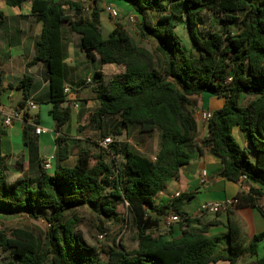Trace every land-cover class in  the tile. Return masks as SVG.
<instances>
[{
  "label": "trees",
  "instance_id": "trees-1",
  "mask_svg": "<svg viewBox=\"0 0 264 264\" xmlns=\"http://www.w3.org/2000/svg\"><path fill=\"white\" fill-rule=\"evenodd\" d=\"M3 1L8 7L28 3L31 14L41 22L36 53L29 64L45 65L47 103L55 133L72 114L63 92V31L68 30L78 39V49L87 59L121 69L110 75L94 73L88 85L98 107L90 113L88 125L100 129L103 118L117 117L110 138L127 135L133 126L141 133L156 131L158 148L148 157L111 138L110 153L101 148L97 155L79 150L74 164L66 166L64 161L71 153L56 134L54 171L40 167L35 178L13 181L5 177V157L0 151V214L22 212L50 225L44 244L27 229H0V264H236L244 253L256 257L264 230L244 246L240 224L230 216L232 211L227 212L226 233L207 236L208 226L216 223L201 227L198 218L188 217L182 208L191 199L189 194L159 207L154 200L179 177L193 151L202 154L208 149L222 165L220 177L237 183L245 176L246 182L258 186L245 184L249 192L235 195L237 208L251 206L264 216L257 204L264 196V0H122L138 16V34L154 41L161 70L153 53L138 44L122 22H115L107 38L102 37L103 9L96 0H89L88 13H83V4L74 0ZM174 2L182 5V21L193 53L185 50L176 34L182 21L172 10ZM204 13L215 15L218 30L204 31ZM2 19L0 12V24ZM31 84L28 76L18 84L23 94L15 110L22 111L24 120L30 118L25 110ZM203 95L221 99L222 107L210 111V118L204 122L207 135L195 142L193 111ZM234 128L246 134L247 146L237 143ZM28 129L25 127V135ZM2 134L0 125V138ZM119 156L122 159L117 163ZM118 202L127 204L137 246L128 251L114 244L101 259L76 232V219L63 221L64 213L84 205L98 208L110 219L116 216ZM171 215L181 219L176 238H166L159 231L160 224ZM223 237L228 240L224 254H215ZM252 264H264V257Z\"/></svg>",
  "mask_w": 264,
  "mask_h": 264
},
{
  "label": "crops",
  "instance_id": "crops-1",
  "mask_svg": "<svg viewBox=\"0 0 264 264\" xmlns=\"http://www.w3.org/2000/svg\"><path fill=\"white\" fill-rule=\"evenodd\" d=\"M53 1L60 2L63 0ZM74 1L85 2L86 5L89 3V0ZM96 1L101 9L105 5L117 6L121 16L131 17L134 21L138 19L131 7L122 0ZM0 12L3 14L0 24V116L15 110V107L21 101L23 92L18 89V84L24 76L32 79L26 104L34 103L37 107L33 114L28 110L29 120L17 119L9 127L2 128L0 151L5 157V177L8 181L19 178H35L40 172L42 159L49 154L55 156L53 164L56 163V134L64 139L61 145H65L69 153H71L67 160L64 161V164L72 166L75 161V155L79 150H90L93 154L96 148L100 149L99 143L102 139L98 141V136L105 134L108 137L119 121L117 117H105L102 120L100 129L96 125H93V127L88 125L90 113L98 107V103L94 99L91 87L86 84V80L92 79L97 71L110 75L121 72V69L114 64L100 65L97 60L87 59L78 49V39L68 30H64V88L69 90V93L66 94V100L72 106V114L61 130L55 133L54 122L49 116L51 105L47 103L49 100V87L45 79V65L42 63L29 64L36 53V43L41 32V22L31 14L28 3H23L19 7H8L3 0H0ZM183 24L187 30L184 19ZM19 95L20 98L17 100ZM240 99H242V96ZM221 107L222 100L213 96L203 95L196 100V106L193 111L195 120L193 137L195 142L201 141L207 135L205 123L200 119L201 112H210ZM25 127L29 128L26 135L24 134ZM35 127H40L45 131L36 135L34 133ZM234 133L239 137V143L242 146H247L246 134L239 131L238 128L233 129ZM92 147H95L94 151ZM54 169L55 167L52 166L50 173ZM221 169L222 165L219 160L208 149H205L202 154L193 151L189 163L180 170L179 177L168 183L164 191L155 197V205L158 207L166 205L176 193L179 195L189 194L191 199L184 204L182 209L190 219H193L195 218V209L201 203L223 201L234 197L242 191L243 185L239 182H228L220 177ZM8 177L13 178L9 179ZM247 183L252 187H258L251 182H244L243 184ZM257 204L264 212V196L260 198ZM18 215L25 216L22 212H5L1 213L0 217ZM230 216L240 224L244 246L255 234L264 230V216L257 208L242 206L232 211ZM198 219L201 227L208 223H216L208 226L207 236L221 235L227 231V213L205 214ZM179 222L174 223L166 231L163 229L162 222L159 226L160 233L166 238L178 237L180 235L179 224H181V220ZM3 230L9 229L4 228ZM227 245L228 240L223 237L217 246L215 254L223 253ZM261 257H264V241L258 245L256 257L244 253L236 264H252L256 258ZM214 264L228 263L219 261Z\"/></svg>",
  "mask_w": 264,
  "mask_h": 264
},
{
  "label": "rangeland",
  "instance_id": "rangeland-1",
  "mask_svg": "<svg viewBox=\"0 0 264 264\" xmlns=\"http://www.w3.org/2000/svg\"><path fill=\"white\" fill-rule=\"evenodd\" d=\"M113 7L119 14V17L117 19L110 18L104 9L100 14V29L102 37L107 38L108 34L114 28L115 22H122L133 39L138 44H142L143 47L153 53L157 66L159 70H161V57L154 51V41L149 38H142L137 32L136 24L130 23L128 21L129 17L121 16L117 6ZM172 10L179 16L180 20L182 21V5L174 2L172 5ZM202 16L204 21V31L207 32L219 29L218 19L215 17V15L204 13ZM176 34L181 40L185 50L189 53H193V48H191V40L189 39V35L185 28V25L183 24V21L182 23H180V25H178ZM201 34L204 35L205 32L201 31ZM30 111L31 114L35 112V110ZM91 127L93 126L91 125ZM233 137L235 138L237 143L241 145L239 143V137L236 136L235 133L233 134ZM111 138L114 139V143L116 141L127 143L130 150L148 157H152L158 148V133L156 131L151 133H141L133 126L129 127L127 135L125 134L124 136H118L116 139L115 136H112ZM101 139L103 138L101 136H98L97 140L100 141ZM92 148L94 151L95 147ZM99 152L100 150L96 148L93 152V155H97ZM105 158L109 160V158L111 159V156L109 154H105ZM121 159L122 157H117L116 162H121ZM55 165L56 163L53 164L54 167ZM8 178L12 179L13 177ZM74 218L76 219L74 227L76 232L80 233L83 239L89 245H92L95 250H97V252L100 254L101 259L104 258L105 252L114 244L120 245L128 251L135 249L137 246L136 229L134 227L131 216L128 213L127 206L123 202L117 203L116 216L110 219H106L100 213L98 208L84 205L66 211L64 213L63 221L73 220ZM47 224L48 223L45 220L41 222L20 215L0 217V229H27L29 231H32L36 235L41 244H44V236L50 229ZM99 235H102L103 238L98 239Z\"/></svg>",
  "mask_w": 264,
  "mask_h": 264
},
{
  "label": "built area",
  "instance_id": "built-area-1",
  "mask_svg": "<svg viewBox=\"0 0 264 264\" xmlns=\"http://www.w3.org/2000/svg\"><path fill=\"white\" fill-rule=\"evenodd\" d=\"M82 4H83V10H82L83 13H88L89 7L85 4V2ZM103 9L105 10V12H107V14L109 15L110 18H112V19L118 18V12L115 10V8L112 5H105ZM128 21L132 24L135 23L134 19L131 17L128 18ZM90 81H91V79H87L86 84H90ZM63 92H64V94H68L69 90L67 88H64ZM75 107H77V106H75ZM26 108L28 110H36L37 107L34 103H28V104H26ZM21 118H23L22 111L12 110L11 112L6 113V114L1 116L0 125L2 128L9 127L14 120L21 119ZM209 118H210V112H208V111L201 112L200 119L202 121L206 122ZM43 131H45V130H43L40 127H35V129H34V133L36 135H39ZM111 143H112V140L108 136V137H105L99 143V147L101 149L105 150L107 153H110L109 146L111 145ZM153 159H154V157H153ZM54 161H55V156L53 154L46 155L41 161V168L47 172L52 171V166H53ZM244 182H246V178H245V176H241L239 178V183H242V185H243L242 186V192L247 193V192H249V186L244 185L243 184ZM178 196H179V194L176 193L175 195H173L172 199L177 198ZM124 204L127 206L126 203H124ZM238 205H239V199L236 196L225 199L223 201L203 202L200 205H198V207L195 209L194 216H195V218H199L205 214L217 215L219 213H227L229 211H233V210L237 209ZM180 220L181 219L177 216H173V215L168 216L162 224L164 231L171 228V226L174 223H178ZM47 226L49 227L50 225L47 224ZM102 238H103L102 235L98 236V239H102Z\"/></svg>",
  "mask_w": 264,
  "mask_h": 264
},
{
  "label": "water",
  "instance_id": "water-1",
  "mask_svg": "<svg viewBox=\"0 0 264 264\" xmlns=\"http://www.w3.org/2000/svg\"><path fill=\"white\" fill-rule=\"evenodd\" d=\"M19 98H20V95H19L17 100H19ZM66 105H67V103H64V106H66ZM26 112H28V109H26Z\"/></svg>",
  "mask_w": 264,
  "mask_h": 264
}]
</instances>
